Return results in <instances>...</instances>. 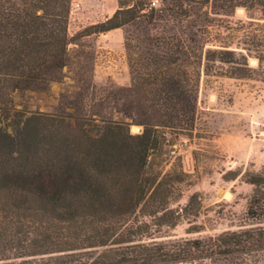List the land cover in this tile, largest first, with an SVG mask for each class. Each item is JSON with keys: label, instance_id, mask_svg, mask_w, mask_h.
<instances>
[{"label": "trees", "instance_id": "trees-1", "mask_svg": "<svg viewBox=\"0 0 264 264\" xmlns=\"http://www.w3.org/2000/svg\"><path fill=\"white\" fill-rule=\"evenodd\" d=\"M117 1L112 17L80 38L137 19L197 17L193 5L206 18L264 8V0H166L170 7L156 11ZM70 3L0 0V264H264V173L246 175L253 190L242 229L169 239L158 228L171 176L148 171L166 130L192 131L201 68L207 76L210 62L229 63L235 51L208 23L134 46L125 37L132 85L96 94L85 57L70 52L78 46L67 33ZM242 43L257 46L248 35ZM71 67L79 89L61 94L53 112L14 108V93L46 92ZM108 108L129 122L105 116Z\"/></svg>", "mask_w": 264, "mask_h": 264}, {"label": "rangeland", "instance_id": "rangeland-1", "mask_svg": "<svg viewBox=\"0 0 264 264\" xmlns=\"http://www.w3.org/2000/svg\"><path fill=\"white\" fill-rule=\"evenodd\" d=\"M142 1L148 10L170 7L166 0H157L155 7L150 5L151 0ZM71 5L67 33L78 46H70V52L72 56L85 57L88 68L82 72L92 75L96 94L132 85L125 37L134 46L145 36H182L208 23L211 37L221 36L229 50L235 51L229 63L210 62L207 76L201 68L192 131L177 135L166 130L164 144L148 159V171L171 176L166 186L169 192L164 196L168 210L163 213L161 221L165 225L158 228L159 236L192 238L242 229L253 190L245 182L246 175L264 173V8L248 13L236 7L230 15L210 12L206 18L200 13L201 6L193 5L197 17L190 19L166 17L151 24L147 23L148 18L137 19L118 29L119 39L111 37L114 46L109 50L96 46V37L103 34L80 38V34L93 30L91 25L78 23L77 17L83 5L87 10L99 9L96 0H71ZM145 15L148 17L149 13ZM245 35L254 37L257 46L244 45ZM247 48L251 49L248 55ZM73 72H77L76 67L65 69V78L52 83L46 92L14 93V108L28 113L53 112L61 94L73 96L78 91ZM103 113L113 120L129 122L111 108ZM138 129L142 127L129 126L131 134H141ZM192 195L195 198L189 203ZM196 230L200 232H193Z\"/></svg>", "mask_w": 264, "mask_h": 264}, {"label": "crops", "instance_id": "crops-1", "mask_svg": "<svg viewBox=\"0 0 264 264\" xmlns=\"http://www.w3.org/2000/svg\"><path fill=\"white\" fill-rule=\"evenodd\" d=\"M83 1V0H82ZM96 4H99L98 6H101L99 9L94 10H87L85 5H83V11L78 15L77 20L78 23L81 24H88V25H94L97 23L104 22L105 20L112 17L114 12L118 8L117 0H105V3L101 2L99 3L96 0ZM84 28V26H82ZM79 29V27H78ZM116 30L109 31L102 36L96 37V46L99 49H113L114 44L111 42V37L116 36L117 39H119V34H117ZM90 37V36H89Z\"/></svg>", "mask_w": 264, "mask_h": 264}, {"label": "built area", "instance_id": "built-area-1", "mask_svg": "<svg viewBox=\"0 0 264 264\" xmlns=\"http://www.w3.org/2000/svg\"><path fill=\"white\" fill-rule=\"evenodd\" d=\"M156 4H157V0H151L150 5H151L152 7H155ZM76 7H78V4H75V8H76ZM70 13H72V5H71V7H70L69 14H70Z\"/></svg>", "mask_w": 264, "mask_h": 264}, {"label": "water", "instance_id": "water-1", "mask_svg": "<svg viewBox=\"0 0 264 264\" xmlns=\"http://www.w3.org/2000/svg\"><path fill=\"white\" fill-rule=\"evenodd\" d=\"M138 131H142V129H138Z\"/></svg>", "mask_w": 264, "mask_h": 264}, {"label": "bare ground", "instance_id": "bare-ground-1", "mask_svg": "<svg viewBox=\"0 0 264 264\" xmlns=\"http://www.w3.org/2000/svg\"><path fill=\"white\" fill-rule=\"evenodd\" d=\"M132 129H135V127H132Z\"/></svg>", "mask_w": 264, "mask_h": 264}]
</instances>
